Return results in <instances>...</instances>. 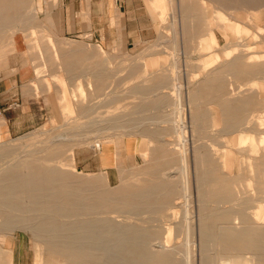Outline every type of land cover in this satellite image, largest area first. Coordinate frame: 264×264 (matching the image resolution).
Here are the masks:
<instances>
[{"label":"rangeland","instance_id":"374dc122","mask_svg":"<svg viewBox=\"0 0 264 264\" xmlns=\"http://www.w3.org/2000/svg\"><path fill=\"white\" fill-rule=\"evenodd\" d=\"M31 1L33 2L31 4L35 3L31 5L32 8H35L26 13L30 15H26L28 17L27 20H31L27 24L29 26H24L19 21L20 23L18 22L15 26L16 29H14V37L10 39L8 37L10 33L4 32L0 42V84L4 78L11 81H14L16 77L22 78V84H19L18 89L15 87V92L17 93V98H19L20 111L25 114L26 120L24 126L14 123L13 119L12 121L8 120L9 118L6 116L8 114L5 115L2 108H0V144H12L10 145L12 148H21L25 145L23 143L27 142L30 144V149H27V151H25L26 149H21L17 154L11 156L14 159L9 158L6 161L4 155L6 154L5 148L8 146H0V173L15 167L27 155H42L37 153L38 151L53 154L62 151V154L59 153L60 159L55 164L61 165L62 159L71 158L69 154H71L70 156L75 155L77 171L82 173V176L90 175L91 179H95L103 171L108 172L107 175L110 182L108 183L104 179L99 180L101 181L99 187H102V190H110L119 187L123 182L118 169L120 166L126 168V181L137 182L147 178V176L141 174V171L145 169L151 159L153 150L160 147V143H171L178 150L185 148L190 166L188 176L184 178L190 180L192 195L189 196L191 197L190 200L184 196L185 198L182 197L180 201L184 200V208L187 209L189 206V211L183 208V210L181 209L182 212H176L177 218L170 216L168 220L167 218L142 211L135 215L120 214L119 209H115L116 211L112 209L113 206L110 209L104 206L107 209H103L109 210L108 212H115L110 214L111 216H124L119 219L120 221L124 220V218L125 220H131L133 223L148 221L151 224L146 229L152 234H160L163 238L166 236L165 231L167 230L173 239L169 244L170 247L179 246L177 248L181 251V255L177 256V258L188 259L190 260L189 264H202L203 258L208 257L210 253L207 250L209 246L201 243L200 224L202 218L210 215L211 211L209 206L200 205L198 193L196 192L195 151L198 147H202L207 152L214 150L209 142L211 139L210 132L214 130L216 132L212 136L213 138L215 137L214 142L230 146H233V143H230L231 137H220L221 134L218 132L223 130L221 124L216 128L210 129V131H204V126L199 124V122H195L193 114L200 113L201 110L200 114H208L210 109L207 110L200 107L202 104H208L207 100L198 99L201 96L188 95V84L192 81L194 82L198 72L202 73V69H199V67H205V64H208V68L211 69L209 65L217 63L215 59L218 53L225 55L231 53L237 56L244 49H247L250 53H264V43H261L262 38L257 35V27H263L264 31V6L259 8L260 12L258 15H253L251 13L253 10H249V13L246 11L233 13L232 10L227 12V14L236 18L225 21L226 23H223L224 29H221L214 23V10L207 4L205 5L207 10L204 12V7L201 8L198 5V0H183V2L186 1L185 3L192 4L189 6H176L174 5L176 1H172L173 4L164 10L166 19L163 23L159 18L153 17L152 11L147 6V0H73L71 6V0ZM190 7H192V10L199 8L197 9L199 11L191 14ZM235 7L237 6L235 5ZM77 9H80L81 13ZM52 10L60 11L66 22L73 21L76 16H80L81 30L77 31L73 27L70 28L68 26L65 28V22L64 29L60 30L57 16L56 19L48 18ZM252 15L255 17L254 21L250 20V17H253ZM191 17L201 19L200 23L202 24H206V22L213 23V27H215L214 35L216 36L214 41L215 48L222 49L228 45L232 47L226 52L215 51L213 48L207 50L205 45L198 48L196 41L194 43L195 46L193 45L194 47H189L192 45V41L190 38H184L183 34L189 35L196 32L193 31L194 29L190 31L191 23H194L190 21ZM237 22L243 24L239 33H237L236 29ZM31 27L39 28L31 29ZM33 32L35 35L31 38L30 34ZM49 35L57 39H55V44H57L53 49L59 48L61 56L79 54L78 52L80 51V54H83V48L97 50L98 53L83 54V56L85 55V61L81 64V67L84 68L82 73L79 71L66 72L64 60H67V58H61V61L57 62L53 56L55 52L44 41ZM36 37L37 40L35 39ZM186 40H189L188 45ZM33 47L38 48V52L39 48L43 51L46 50L45 54H48L43 57L44 63L41 61V56L36 53V50L32 49ZM152 48H157V50L152 51ZM195 49L202 53V60L195 58L197 57ZM149 52H163L161 64L157 69L153 67L154 64L152 63H154V59L158 55L150 56ZM47 57H49L50 61H47L49 60ZM197 62H200V64H197ZM42 64H45L44 67H46L47 71L43 75L47 76L37 78L36 73L38 70H35V68ZM195 64L198 65H196L197 68ZM145 67L146 69H144ZM215 68L217 66L212 67V69ZM128 69L131 70V75H128ZM57 71L60 72L58 73ZM196 71L198 72L196 73ZM208 72L211 71L208 70ZM66 77H68V80ZM42 79L47 80L49 87L59 86V81L64 84L67 83V86L62 85V94L68 91L70 106L68 110L64 109L66 102L61 103V101L57 100V89L52 88L49 93L43 92V89L40 88ZM94 79H103L105 82L106 89L104 88L101 95L88 88L90 85L87 82H92ZM158 82L172 84V92L170 90H162L160 91L161 94L159 92V94L155 93L153 95V91L158 88ZM228 82L230 85L233 79L229 78ZM29 84L33 87V95L27 92L29 91ZM36 85H39V88H34ZM231 89L233 90L232 87ZM34 90H36L37 95L34 94ZM84 91L85 96L82 95ZM177 93H179L178 96ZM237 93L238 91L236 96L239 95ZM50 94L52 95L50 96ZM147 96L150 97L147 98ZM155 99H165L168 105L165 103L164 106L156 109L157 111L139 113L142 108L143 110L149 109L146 106L147 101H154ZM210 107L214 110H219L217 106L212 105ZM139 124L140 126H138ZM174 125L178 128L176 131L179 133L174 134L172 137H160L157 139V142H160L159 144L157 142L148 144L150 139H146L142 135L143 132H156L158 129L169 133ZM206 134H209V137ZM53 138L56 140L53 141ZM74 139H84L88 145L76 148L75 154H73V151L70 150L76 144L72 143L75 141ZM142 143L146 144L144 146V154L141 151ZM40 144L44 147H41L42 145ZM35 146L38 147L36 148ZM104 152L108 155V164H104V159L102 158ZM6 162L7 164L12 162L13 165L10 164L9 167ZM20 195L24 196L25 194ZM73 199L75 197H70L68 201L71 200L70 203L73 204ZM78 201L79 198L76 199V204ZM245 205L243 204L241 207L243 212L246 211L244 210L246 208L243 207L256 206L253 203L247 204L248 206ZM223 207L228 208L225 205ZM252 207H250L251 209L248 208L246 213H248V210L249 212L250 210L252 211ZM98 208H96V211L99 210ZM201 208H204V211H202L203 209L200 210ZM105 210L100 208V213H104ZM13 214L15 213L13 212ZM146 214H149V216ZM29 216H32V214ZM236 218H239L238 214L234 217V224L237 225L240 220H236ZM152 220L154 221L152 222ZM182 223L186 225L185 228L176 229L177 224ZM30 230L27 225L21 224H15L10 228L0 230V264H14L12 238L19 234H22L26 240V250L29 252V262L27 264H49L50 257L55 255L50 253L43 242L36 239L32 234V230ZM186 250L190 255L184 256L187 254ZM255 254L249 252L246 257L244 256L242 262L247 261L245 264H248V262L249 264H264L262 263L264 258L259 254H256L257 256ZM211 255L213 254L211 253Z\"/></svg>","mask_w":264,"mask_h":264},{"label":"bare ground","instance_id":"6f19581e","mask_svg":"<svg viewBox=\"0 0 264 264\" xmlns=\"http://www.w3.org/2000/svg\"><path fill=\"white\" fill-rule=\"evenodd\" d=\"M31 2V0H0V42L4 32L10 33L8 35L10 39L14 37V29H16L15 26L19 21L24 26L31 21H28V17H26L27 11L35 8L31 6L35 3L31 4ZM238 2L239 0H207V2L198 0V5L201 8L204 7V12H206L205 5L208 4L214 10V23L219 28L224 29L223 23H226L225 21L236 18L230 16L227 12L232 10L233 13H237L239 8L235 5L238 6ZM240 3L242 4L240 10L247 13H249V10H253L251 12L253 15H258L259 8L264 6V0H240ZM190 5L192 4L190 3ZM190 9L191 14L199 11L197 10L199 8L192 10V7H190ZM50 18L56 19V16L51 14ZM251 19L254 21L255 17H250ZM198 20L199 22H197ZM200 20L191 17L190 21L194 23H191L190 31L194 29L193 31L196 32L189 35L183 34L184 38H190L192 41H190L192 45L189 47H194L195 41L198 48L205 45L207 50L213 48L215 51L226 52L232 47L228 45L222 49L215 48L216 36L214 35L215 27H213V23L206 22V24H202ZM241 25L243 24L237 22V33L241 32ZM36 28L39 27H31V29ZM257 29V35L262 38L261 43H264L263 27H257ZM24 31L26 30L24 29ZM34 35L33 32L30 37L32 38ZM35 39L37 40V37ZM55 39L52 35H49L44 41L49 45V48L53 49L57 44H55ZM188 41L186 40L187 45ZM32 49L36 50V53L41 56L42 60H40L44 63L43 57L48 54H45L46 50L43 51L39 48L38 52V48L33 47ZM154 50H157V48L152 51ZM195 50V53H197L195 58L202 60V53L197 49ZM53 51L55 52L53 56L57 62L65 57H84L83 54L98 53L97 50L83 48V54L75 53L61 56L59 48H54ZM241 52L237 56L231 53L226 55L218 53L215 59L216 65H209L211 69L216 66L217 68L211 70L208 68V64H205V67H199V69H202V73L196 71L198 76L194 82L188 84V95L201 96L198 99L207 100L208 104L205 102L206 104H202L200 107L210 109L208 114H200L202 110L200 113L193 114L195 122H199L204 126V131H210V129L221 124L223 130L218 132L221 134L220 137H231V139L229 138L230 143H233V146H230L214 142L215 137L212 136L216 132L212 130L209 142L214 150L207 152L202 147H198L195 151L196 192L198 193L200 205L209 206L211 211L210 215L203 216L204 218H202L200 224L201 243L209 246L207 250L210 253L208 257L203 258L202 264H241L244 256L246 257L249 252L259 254L264 258V55H262L264 53H250L247 49ZM149 54L150 56L158 55L152 63L154 64L153 67L157 69L161 64L163 52H149ZM47 58L49 59V57ZM47 61H50V59ZM69 61V58L64 60L65 66L71 67ZM197 64H200V62H197ZM197 64H195V67ZM44 66L45 64H42L35 68V70H38L36 73L37 78L47 76L43 75L47 72ZM59 69L61 70V68ZM208 70L211 72H208ZM131 74V70L128 69V75ZM229 78L233 79L230 85ZM46 81H42L47 88L46 92L49 93L52 88L57 89V100L61 103L66 102L64 109L68 110L70 107L68 91H64L65 94H62V85L67 86V83L64 84L59 81V86L49 87ZM87 84L90 85L89 90L97 92L99 95L105 88L103 79H94L92 82H87ZM168 85L167 83L158 82V88L156 87L157 89L153 91V95L155 93L159 94L162 90L172 92V84ZM241 89L246 90L242 91ZM237 91L238 96H236ZM82 95L85 96V91ZM178 95L179 93H177ZM150 96H147V98ZM165 101V99L147 101L146 106L149 109L143 110L142 108L139 113L155 111L164 106ZM212 105L217 106L219 110L212 109L210 107ZM221 114L222 116H220ZM144 120L146 121V119ZM178 122L180 123V121ZM176 129L178 128L174 125L169 133L158 129L156 132H143L142 135L144 138L150 139L148 144H152V142L156 143L160 137H172L174 134H178L179 132ZM72 143H76L73 149L70 150L73 151V154H75L76 148L88 145L84 139H78ZM23 144L25 145L21 148H12L10 147L12 144H0L1 147H9L5 148L6 154L4 157L6 161L13 158L11 156L17 154L21 149H26L25 151L30 149V144L27 142ZM144 146L146 144L142 143L141 151L143 154L145 152ZM159 146L156 150H153L151 159L145 169L141 171V174L147 176V178L137 182L126 181V168L120 166L118 169L123 182L119 187L110 190H102V187H99L101 182L99 180L104 179L108 183L110 182L108 172L103 171L95 179H91L90 175L82 176V173L77 171L75 155L70 156L71 154H69L70 160L62 159L61 165L55 163L60 159L59 153L62 154V151L56 154L38 151L37 153L42 155L39 156L38 154L36 156L33 154L32 156L30 154L23 159L21 158L22 160L18 165L0 173V204L5 208H0V230L10 228L15 224L27 225L36 239L42 241L45 248L56 256L50 257L49 264H189L190 260L177 258L181 255V251L177 248L179 246L170 247L169 244L173 239L167 230L165 231L166 236L163 238L160 234H152L146 229L151 224L148 221L133 223L131 220H125V218L120 221L119 219L124 216L114 217L110 214L115 212L105 210L113 206L112 209H119L120 214L135 215L142 211L167 219L170 216L176 217L177 211L182 212L184 200L182 202L180 199L185 196L190 200L191 197L189 196L192 195L190 180L184 178L188 176L190 166L187 150L185 148L178 150L171 143H160ZM107 156L105 152L102 154L104 164H108ZM17 158L19 159V157ZM10 164L13 165L12 162L7 165L10 167ZM70 197H75L74 202L72 201L73 204L70 203L72 199L68 201ZM77 198H79V201L76 204ZM242 203L246 204L245 206L252 203L256 206L243 207L246 208L244 209L246 211L252 207L253 210H250L251 213L248 210V213H250L248 214L246 211L243 212ZM224 205L228 208H224ZM116 206L117 208H115ZM96 208L99 210L96 211ZM100 208L105 210L104 213H100ZM188 209L189 206L185 210L189 211ZM200 210L204 211V208ZM183 212L185 213V211ZM31 214L32 216H29ZM149 214L146 215L149 216ZM237 214L240 223L236 225L234 224V217ZM145 219L147 218L145 217ZM238 219L236 218V220ZM185 226L184 223L177 224L176 229H182ZM188 254L187 251L184 256H188Z\"/></svg>","mask_w":264,"mask_h":264},{"label":"crops","instance_id":"0c3cea01","mask_svg":"<svg viewBox=\"0 0 264 264\" xmlns=\"http://www.w3.org/2000/svg\"><path fill=\"white\" fill-rule=\"evenodd\" d=\"M172 1H176V2H174V5H176V6H189L190 5V3L189 4L185 3L186 1L183 2V0H147V6H148L149 10L152 11L153 17L159 18L160 21L163 23V21L166 19L164 10L166 7H170L173 4ZM205 1L207 2V0H205ZM72 3H73V0H71L70 6ZM238 3L239 4L237 7L239 8L238 9L239 11L237 10V13H241L244 10L243 11L240 10L241 5H242L240 3V0ZM77 10L79 13H81L80 9H77ZM51 13L53 15L57 16V18L59 20L58 27L60 30L64 29V22H65V28H67V26H68L70 28L73 27L74 30H77V31L81 30L80 29V26H81V17L80 16H76L73 21H69V22L67 21L68 22L67 23L66 20L64 21L60 11L52 10ZM51 13H49V15H48L49 19H50ZM156 18H155V20H156ZM77 27H79V28L77 29ZM78 46H76V47H78ZM78 53H80V52H78ZM66 58H69L70 61L68 63L71 64V67L64 65V69L67 70L66 72H77L78 70L80 73L83 72V68L81 67L82 66L81 64L84 63V57L71 56V57H66ZM68 68H70V69H68ZM73 69H74V71H72ZM18 73H20V72H18ZM66 79L68 80V77H66ZM19 84H22V78L16 77L14 81L8 80L6 78L3 79V82L0 84V108H2L5 115L8 114V115H6L7 118H9L8 120L12 121V119H13L14 123H17L19 125L24 126V122L26 121L25 120V114H23L20 111V106H19L20 104L18 103L19 98H17V96H16L17 93L15 92V87H16V89H18L17 87L19 86ZM41 86L43 87V88L40 87L44 90L43 92H46L47 88L43 84V82H42ZM28 87H29V91H27V92H29L31 95H33V87H31L30 84L28 85ZM36 87L39 88V85L38 86L36 85L34 88H36ZM34 94L37 95L36 90H34ZM12 241H13L12 246L14 248V264H27L29 262V259H28L29 252L26 250L25 237L22 234H19L17 236H13Z\"/></svg>","mask_w":264,"mask_h":264}]
</instances>
